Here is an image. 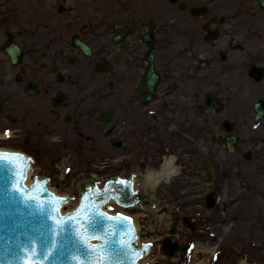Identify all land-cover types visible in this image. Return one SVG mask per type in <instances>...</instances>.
<instances>
[{"label":"flooded vegetation","instance_id":"flooded-vegetation-1","mask_svg":"<svg viewBox=\"0 0 264 264\" xmlns=\"http://www.w3.org/2000/svg\"><path fill=\"white\" fill-rule=\"evenodd\" d=\"M171 7L167 15L176 19L156 29L157 84L152 78V92L141 93L151 59L139 22L135 35L114 44L106 22L89 19L80 7L64 11L63 19L41 21L27 19L20 0H0V140L32 152L52 182L63 154L73 167H98L104 183L122 173L124 157L138 175L173 161L180 176L158 198L177 206L169 218L175 217L180 240L188 245L181 264H204L214 245L213 257L220 251L219 258L206 264H241L244 256L257 262L264 239L254 260L246 250L252 249L251 237L264 235V118L253 122L250 110L249 13L219 15L212 4ZM202 8V15L191 13ZM213 32L218 39L208 41ZM75 37L89 55L74 46ZM8 39L23 50L17 66L3 49ZM231 39L243 50L230 51ZM210 95L224 103L223 120L236 124L241 139L236 161L219 168L224 179L209 186L219 195L226 188L230 196L213 210L204 205L201 168L204 149L212 154L214 146L204 140L223 130L219 115L206 107ZM196 246L200 250L194 252Z\"/></svg>","mask_w":264,"mask_h":264},{"label":"water","instance_id":"water-1","mask_svg":"<svg viewBox=\"0 0 264 264\" xmlns=\"http://www.w3.org/2000/svg\"><path fill=\"white\" fill-rule=\"evenodd\" d=\"M22 158L0 154V264H137L148 253L149 244L137 250V232L128 220L101 211L110 199L126 207L139 203L150 208L148 198L133 191L131 180L124 184L111 180L104 190L82 186L78 209L62 217L59 208L66 201L41 187H34L31 196H49V200L39 201L10 187L14 177L20 179L30 168ZM144 225L142 231L147 229ZM163 245L167 254L174 253L170 238Z\"/></svg>","mask_w":264,"mask_h":264},{"label":"rangeland","instance_id":"rangeland-1","mask_svg":"<svg viewBox=\"0 0 264 264\" xmlns=\"http://www.w3.org/2000/svg\"><path fill=\"white\" fill-rule=\"evenodd\" d=\"M37 0H33L30 2L26 1L27 3H35ZM56 0H50V2L48 3V8L50 7V5L52 3H54ZM64 1V0H62ZM190 2H200L199 0H189ZM223 0H218L216 3L219 4V2H221ZM224 3H231V4H235V3H242L245 5H248L252 15L256 14L258 15V20H257V24L258 27L260 25L259 28H261L260 30H264V15L262 14L260 8H259V0H224ZM115 3V4H114ZM164 4H168L166 0H100L99 1V7L101 10V14L104 15L105 19L107 21L110 22H115L117 24L120 23H125L127 20L129 21L130 19H134L133 15L136 16L137 18L139 17H144L146 19L148 18H155V20L157 19L160 25L164 24L165 20L161 17H158L160 14H162L164 12V10L160 9L163 8ZM158 8H157V6ZM156 6V7H155ZM160 7V8H159ZM42 8V7H40ZM167 8V7H166ZM166 11V10H165ZM255 11H259L257 14ZM111 12V13H110ZM106 14V16H105ZM148 16V17H147ZM107 17V18H106ZM156 20V21H157ZM146 21V20H144ZM251 62L254 63H260L262 65H264V42L261 43H257L255 42V40L253 39L252 43H251ZM251 87H250V92H251V103H253L254 99L260 94V90L255 84L250 83ZM264 87V86H261ZM0 142H3V140H0ZM0 148H8V146H5L4 144L0 143ZM132 169H130V167L128 165H124L123 166V172L122 175H128L129 173H131ZM57 179V178H56ZM68 181V180H67ZM61 183V180L58 179V181L56 182V185H59ZM57 190L59 191L60 194H68L71 195V197L74 195V189L75 186L73 184L69 185L68 182L65 184V182H63V184L61 186H57L56 187ZM226 195H223L222 197H225ZM230 199V198H229ZM72 202L73 205H69L70 208H73L76 203H77V199L72 198ZM113 211L115 212H120L123 211L122 209L114 206V208H112ZM126 211V212H125ZM124 213L129 214L130 216H132L137 224L138 227L143 229L145 228V225L142 224L140 225L141 222H143V218H141V216L139 217L138 214L136 213L135 215V211L132 209L129 210H124ZM158 221H160L159 218H156ZM148 239H152L151 237L147 236ZM156 239L159 238L155 237ZM252 238V237H251ZM254 241L252 242V250H249L250 255H253L254 252H258L259 251V245L261 243V237L259 235V233H256L255 236L253 237ZM161 263V264H176L175 262H173V260L167 262L164 257H162V254L160 253L159 250H157V252H155V257L148 258V262L151 260L152 262L156 263Z\"/></svg>","mask_w":264,"mask_h":264},{"label":"bare ground","instance_id":"bare-ground-1","mask_svg":"<svg viewBox=\"0 0 264 264\" xmlns=\"http://www.w3.org/2000/svg\"><path fill=\"white\" fill-rule=\"evenodd\" d=\"M169 173H167V169L165 168L164 170H163V176H167ZM29 175H31V174H29ZM171 176V175H170ZM156 178H158V177H156L154 174H150V175H148L147 177H146V180L147 181H149V183L150 184H152V186H154L155 185V181L157 180ZM53 191H55V189H52ZM69 208H70V206H68V210H69ZM138 227V226H137Z\"/></svg>","mask_w":264,"mask_h":264},{"label":"clouds","instance_id":"clouds-1","mask_svg":"<svg viewBox=\"0 0 264 264\" xmlns=\"http://www.w3.org/2000/svg\"><path fill=\"white\" fill-rule=\"evenodd\" d=\"M175 174H176V175L179 174V169L176 170V173H175ZM241 264H246V262L242 260V261H241Z\"/></svg>","mask_w":264,"mask_h":264},{"label":"snow or ice","instance_id":"snow-or-ice-1","mask_svg":"<svg viewBox=\"0 0 264 264\" xmlns=\"http://www.w3.org/2000/svg\"><path fill=\"white\" fill-rule=\"evenodd\" d=\"M121 183L124 184V183H126V182L121 181ZM101 215H102V214H101ZM108 219H111V218L109 217ZM123 219H129V218H127V217H123Z\"/></svg>","mask_w":264,"mask_h":264}]
</instances>
